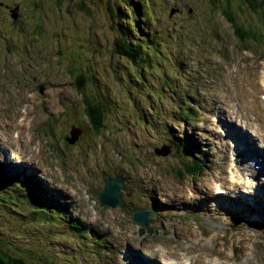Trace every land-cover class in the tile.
<instances>
[{"label":"rangeland","instance_id":"obj_1","mask_svg":"<svg viewBox=\"0 0 264 264\" xmlns=\"http://www.w3.org/2000/svg\"><path fill=\"white\" fill-rule=\"evenodd\" d=\"M2 1L0 164L24 175L16 185L0 177L1 249L30 264L184 256L245 264L251 253L264 261V219L251 220L260 207L240 197L250 187L217 188L231 181L230 127L264 151L256 135L264 137V6L254 13L240 0H144L140 16L133 2L118 20L123 0ZM224 11L257 38L241 42ZM126 25L143 46L136 60L116 50ZM80 83L105 112L99 135ZM181 140L202 155L200 172L185 170L192 154ZM109 175L125 180L124 208L100 200ZM137 209L157 211L144 234L132 219Z\"/></svg>","mask_w":264,"mask_h":264},{"label":"trees","instance_id":"obj_2","mask_svg":"<svg viewBox=\"0 0 264 264\" xmlns=\"http://www.w3.org/2000/svg\"><path fill=\"white\" fill-rule=\"evenodd\" d=\"M242 4H244L245 7H247L250 11L257 13L259 9H262L264 6V0H240ZM135 3V7L137 8L136 10H133L132 8V3ZM144 3V0H139L138 2L136 0H123V7H124V12L121 10H116L115 15H113V19H122L126 20L125 17L128 14H132V10L135 12V15L140 16L144 11L142 4ZM83 6V5H81ZM110 10L112 11L113 9L110 7ZM224 16H226L227 20L232 24V26L235 28V35L238 36L239 40L241 42H245L246 40H252L256 39L257 36H255L252 33H248V30L244 29L242 26L237 24L234 16L229 12V11H224ZM135 26V25H134ZM127 27V29H126ZM121 36L118 37L115 41L116 44V50L122 54L123 56L129 57L132 60H136L135 58L139 57L142 52H143V46L133 40L131 41L129 38V35L131 34V30L128 28V25L121 27ZM257 31L258 29L255 28ZM134 34V31H132ZM249 34V35H248ZM78 79L84 80V77L82 74L77 75ZM79 90L83 93L82 95L84 96L85 99V104H86V116L90 122V125L94 131L95 134H100L101 131L105 128V112L102 109V107L99 104H96L95 101L91 102V100L88 98L86 94H84V86H82V83L79 84ZM186 141H182L180 143H177L182 149V147H186ZM189 146L187 151L184 153V155H190L192 154V159L189 160V162H184V168L185 170L190 173V174H195L201 171L202 169V164L204 163L200 160V158L196 155V153L193 151V148H190ZM178 149V151L181 153L182 150ZM195 155V156H194ZM184 170V171H185ZM0 177L4 181L5 184L8 185H16V181L14 180L17 175L14 176H8L4 172L3 166L0 164ZM33 177V176H32ZM37 182V183H36ZM36 185H41L43 186V183L37 179L35 181ZM44 189V191H42ZM41 192H45V187L43 186L42 189H39ZM49 192V191H48ZM45 201L46 204L51 208L52 207V201H49L48 199L43 198V201ZM50 204V205H49ZM140 210V209H137ZM155 213H153V216H155ZM65 217V215H62L60 218ZM153 218V217H152ZM79 232H83L82 228H78ZM141 234H144L146 232V228H141L140 229ZM0 264H30L28 261H26L23 257L20 256H14L11 253L3 250L0 248Z\"/></svg>","mask_w":264,"mask_h":264},{"label":"bare ground","instance_id":"obj_3","mask_svg":"<svg viewBox=\"0 0 264 264\" xmlns=\"http://www.w3.org/2000/svg\"><path fill=\"white\" fill-rule=\"evenodd\" d=\"M19 120H21V119H19ZM23 120L24 119H22L21 122ZM256 120H255V122H256ZM259 123L260 124L258 125V130H260V131L262 130L261 132H264V129L262 128V127H264V119L261 120ZM228 127H230V124L228 125ZM229 130L232 133V135L236 136V139H237L236 143L238 144V146H241L242 149H245V151L242 153L241 156H239V163L240 164H238L236 167H234L233 165L230 166V169L232 170V174H230L231 181H229V182L223 181L222 183H220L219 187H221L224 190L238 189V188H241V186L251 187L254 189L253 194H255V191L257 192L258 190H264V181L261 182L258 179V178H260V179L264 178V156H263L262 152L259 151V146L254 142L253 136L249 132H247V130L237 128L235 126L230 127ZM256 132H257L256 135H259L260 138L262 137V143H264L263 135H260L261 133H259L258 131H256ZM261 145H263V144H261ZM248 159L250 160V163H252V164L248 165L250 168L245 167L246 160H248ZM254 164H257L258 170H255V168L252 169ZM17 169L18 168H15V170H17ZM242 169L244 170V172ZM249 174L251 175L250 182L246 181V179H242L243 176H246ZM256 194H258V193H256ZM218 199H220V195H218ZM250 200L256 209H257V207H260V208H258V211L253 212V215H252L253 218H251V220L254 222V224H258V222H261V220L264 219V202L262 201V199L257 198V197H252ZM252 250H256V249L254 248ZM251 255L253 257L255 256L254 253H251ZM232 257H233V255H231V253H229L228 258L231 260ZM253 257L248 256L246 258L245 264L246 263L247 264H264V261L256 260ZM189 258L190 257L184 256L182 258V260L169 258L168 262L165 260H163V261L165 262V264H199L198 260L194 261V260H191ZM216 260H218V259L215 258V260H212L211 262H208V260H207V263H203V264H219V262ZM145 263H146L145 257H140L136 262V264H145Z\"/></svg>","mask_w":264,"mask_h":264},{"label":"water","instance_id":"obj_4","mask_svg":"<svg viewBox=\"0 0 264 264\" xmlns=\"http://www.w3.org/2000/svg\"><path fill=\"white\" fill-rule=\"evenodd\" d=\"M14 20L18 19V14L14 12ZM73 144L72 140H67ZM169 150L156 149L155 153L166 157L169 154ZM124 191H127L125 180L123 177L117 175L115 177L108 176L105 179V187L103 192L100 195V200L103 204L108 205L109 207H125L124 202ZM153 210H138L133 211V221L142 226H148L149 217L152 214Z\"/></svg>","mask_w":264,"mask_h":264},{"label":"clouds","instance_id":"obj_5","mask_svg":"<svg viewBox=\"0 0 264 264\" xmlns=\"http://www.w3.org/2000/svg\"><path fill=\"white\" fill-rule=\"evenodd\" d=\"M194 156H195V155H194ZM6 175H7V174H6ZM125 205H126V204H125ZM143 210H147V209H143ZM143 210H142V211H143ZM134 211H138V210H134ZM154 212H157V211L153 210L152 214H151L150 217H149V224H150V219L153 217V213H154ZM155 216H157V213H155ZM149 224H148V225H149Z\"/></svg>","mask_w":264,"mask_h":264},{"label":"flooded vegetation","instance_id":"obj_6","mask_svg":"<svg viewBox=\"0 0 264 264\" xmlns=\"http://www.w3.org/2000/svg\"><path fill=\"white\" fill-rule=\"evenodd\" d=\"M2 6H4V3H3V1H2V0H0V8L4 9L5 7H7V5H6V6H4V7H2ZM8 6H9V4H8Z\"/></svg>","mask_w":264,"mask_h":264}]
</instances>
